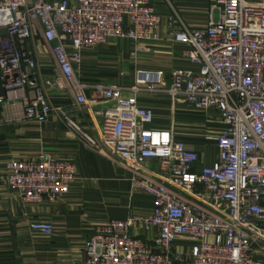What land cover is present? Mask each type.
Wrapping results in <instances>:
<instances>
[{"label":"built area","instance_id":"obj_1","mask_svg":"<svg viewBox=\"0 0 264 264\" xmlns=\"http://www.w3.org/2000/svg\"><path fill=\"white\" fill-rule=\"evenodd\" d=\"M162 21L152 0H0L5 96L26 100V119L57 113L82 131L55 102L72 99L97 132H83L89 146L118 156L134 171L133 189L154 198L149 213L97 225L84 247L87 264H264V0H213L204 27L172 8L170 37L185 62L170 75L139 69L130 86L82 79L83 51L118 39L136 56ZM46 55L51 75L38 64ZM140 93L202 112L218 159L203 163L175 125L155 126ZM78 175L75 162L52 154L6 163L8 186L28 204L67 195ZM30 227L54 233L49 221Z\"/></svg>","mask_w":264,"mask_h":264},{"label":"crops","instance_id":"obj_2","mask_svg":"<svg viewBox=\"0 0 264 264\" xmlns=\"http://www.w3.org/2000/svg\"><path fill=\"white\" fill-rule=\"evenodd\" d=\"M212 1L152 0L163 21L157 39L145 43L149 50L135 56L132 54L133 44L118 39L96 50H85L82 79L92 82L113 79L129 85L135 82L139 69L164 70L170 75L185 61L181 46L170 37L172 28L167 16L174 8L189 25L204 27ZM42 67L46 72L47 66L43 64ZM119 70L124 72L123 76L119 75ZM139 99L142 104L153 108L155 126L166 128L176 123L177 106L168 96L140 93ZM55 102L65 106L82 131L72 128L57 113L42 121L26 119V100L7 99L0 79V264H87L84 247L97 225L111 219H125L132 213L146 214L154 207L151 195L133 189L131 178L134 171L131 167L118 156L95 151L89 146L83 132L92 136L97 132L88 115L83 117V113L73 107L72 99H57ZM189 122L186 119L179 123ZM178 136L190 148L200 152L203 163L210 164L218 159L216 145L211 147L202 140ZM41 154L75 162L79 169L78 180L67 195L56 201L24 203L7 184L6 163L11 159L37 158ZM148 163L156 165L152 161ZM34 220L51 222L53 235L46 236L33 230L30 224ZM136 233L144 236L140 229Z\"/></svg>","mask_w":264,"mask_h":264},{"label":"rangeland","instance_id":"obj_3","mask_svg":"<svg viewBox=\"0 0 264 264\" xmlns=\"http://www.w3.org/2000/svg\"><path fill=\"white\" fill-rule=\"evenodd\" d=\"M37 38L40 39V36L38 35ZM108 45V44H106ZM106 45H102V46H106ZM100 46V47H102ZM98 47V48H100ZM97 48V49H98ZM38 64H46L47 66V71L46 72H43L47 75H51L52 73V70H51V64H50V58L48 55L45 56V58H42L38 61ZM104 65V64H102ZM119 73L120 72H123L121 70L118 71ZM105 82H109V83H113L115 82L113 79H105L104 80ZM134 81L132 83L129 84L130 85H133ZM178 106H181L182 108L178 107ZM80 113H83L82 116L87 115L85 112L81 111V110H78ZM176 116H175V120H176V123H173V125L175 124V128L177 129V135H186V136H190L191 139L197 141V140H202L203 142H205V144L207 146H215V141L213 139H206V135L208 133H205L204 132V128H203V113L200 112V111H197V110H193V109H190L188 107H186L185 105H177V108H176ZM188 114V115H185ZM189 120L190 122L189 123H186V124H180L179 122H183L185 120ZM168 122V119L166 120Z\"/></svg>","mask_w":264,"mask_h":264}]
</instances>
